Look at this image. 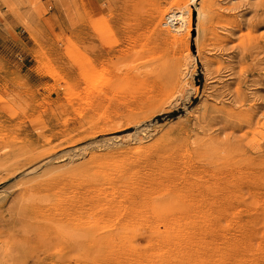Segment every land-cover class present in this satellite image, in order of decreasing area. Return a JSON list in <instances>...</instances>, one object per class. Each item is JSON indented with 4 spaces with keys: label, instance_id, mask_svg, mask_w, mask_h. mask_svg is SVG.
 Listing matches in <instances>:
<instances>
[{
    "label": "rangeland",
    "instance_id": "374dc122",
    "mask_svg": "<svg viewBox=\"0 0 264 264\" xmlns=\"http://www.w3.org/2000/svg\"><path fill=\"white\" fill-rule=\"evenodd\" d=\"M153 38L193 62L172 104L113 82ZM24 263L264 264V0H0V264Z\"/></svg>",
    "mask_w": 264,
    "mask_h": 264
},
{
    "label": "bare ground",
    "instance_id": "6f19581e",
    "mask_svg": "<svg viewBox=\"0 0 264 264\" xmlns=\"http://www.w3.org/2000/svg\"><path fill=\"white\" fill-rule=\"evenodd\" d=\"M178 23H179V20H178ZM201 23H203V21ZM143 45L146 46V48H148L149 51L155 50L158 53V55L155 57L157 62L148 70H139L138 72L137 71L132 72L131 74L126 73L127 75L122 74V73L114 74L113 75V77H115L113 81L114 85L122 86L125 83L134 81V80H138V81L140 80L142 82L150 81V82H153L152 84L153 90L155 89V92L151 94V98L154 101L152 105H163L165 103L172 104L175 101V97H176L175 93L177 92L174 89L175 83L176 81H178V79H180L183 69L185 71L184 78H182L183 81L187 80V74H190V76L193 75L192 74L193 71L191 70V67H193L192 65L193 62L191 61V58L188 57L184 61L186 62V60L188 61L189 59L190 66L189 65L182 66L183 60H182V57L179 55V49L177 46H175L171 52H169L167 49L157 51V48H160V47L158 44V40L156 38H153L150 42L144 43ZM120 50L122 52L121 47L118 48V51ZM107 88L105 87L104 92L106 91ZM187 89L189 93V88ZM136 207H137V204H136ZM133 209L136 210L135 207Z\"/></svg>",
    "mask_w": 264,
    "mask_h": 264
}]
</instances>
